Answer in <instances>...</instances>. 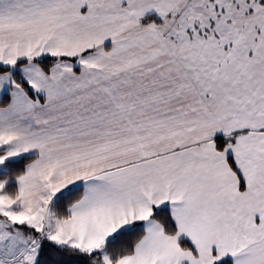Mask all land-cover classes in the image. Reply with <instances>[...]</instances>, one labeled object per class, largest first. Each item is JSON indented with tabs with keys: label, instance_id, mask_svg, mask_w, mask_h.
Returning a JSON list of instances; mask_svg holds the SVG:
<instances>
[{
	"label": "crops",
	"instance_id": "0c3cea01",
	"mask_svg": "<svg viewBox=\"0 0 264 264\" xmlns=\"http://www.w3.org/2000/svg\"><path fill=\"white\" fill-rule=\"evenodd\" d=\"M206 1L0 0V166L36 156L4 187L0 264H37L45 239L103 251L140 221L114 264H264V12L236 17L231 0L236 31L211 34ZM76 186L60 219L52 203Z\"/></svg>",
	"mask_w": 264,
	"mask_h": 264
},
{
	"label": "trees",
	"instance_id": "16d2710c",
	"mask_svg": "<svg viewBox=\"0 0 264 264\" xmlns=\"http://www.w3.org/2000/svg\"><path fill=\"white\" fill-rule=\"evenodd\" d=\"M152 19L157 18L149 16L144 22H150ZM21 62L23 63L24 61ZM37 62L46 71H49L50 67L55 63V58L46 56L37 59ZM0 68L3 70L10 69L8 66H1ZM16 77L21 81L24 88L29 90L26 81L19 75H16ZM28 92L31 93L30 91ZM216 142L219 150H223L227 144L225 138H218L216 139ZM35 157V155H26L6 161V170L0 172V178L7 177L10 179L7 188L13 192L16 191L15 179L24 173L26 166L32 162ZM229 163L237 172L238 177L240 178V188L243 190L245 188V183L232 156H229ZM83 193V186H76L69 188L58 195L52 203V208L56 215L60 219L67 218L69 216V208L82 198ZM151 216L162 224L167 234L176 235L178 232V226L168 206L154 208ZM144 234L145 228L143 221L135 223L130 228L120 230L114 237L105 243L104 249L108 254V261L103 259L102 251H86L79 247L60 246L49 239H45L42 242L38 254L37 264H114L121 257L134 253L137 243L144 237ZM180 244L183 248L195 252L194 246L187 239H181ZM218 264H233V261L226 258Z\"/></svg>",
	"mask_w": 264,
	"mask_h": 264
},
{
	"label": "rangeland",
	"instance_id": "374dc122",
	"mask_svg": "<svg viewBox=\"0 0 264 264\" xmlns=\"http://www.w3.org/2000/svg\"><path fill=\"white\" fill-rule=\"evenodd\" d=\"M238 1V0H237ZM215 2L216 5L220 6L217 7L216 9L214 8L215 6ZM206 3L207 8L209 9V13L212 12L211 14H209V16L211 17V19L213 18L215 24L217 25V29H214L215 32L211 33V34H227V32H232V31H236V27L234 25L231 24V22H233L235 24V18H233V16L235 17V13L238 11L237 16H242V15H246V18H248L247 15H261L264 12V0H239V4H240V8L238 10H236V12L234 13V10L236 8H234V5L232 4L231 0H207ZM229 4V6H228ZM236 7V6H235ZM208 18V17H207ZM230 19V23L227 24L226 21ZM202 25L207 26L208 21L206 19V17H202ZM216 28V26H215ZM213 30V31H214ZM74 35L75 34H69L68 37V42H67V47L72 48L75 47L74 44ZM53 37L56 36V34H52ZM66 36H68V34H64V38H66ZM77 38V37H75ZM53 43V47L55 48H59V44H58V40L53 39L52 41ZM80 48V46L78 47ZM55 50V49H53ZM231 105V104H230ZM238 109L240 110V108L238 107ZM251 122L253 123V121L251 120ZM262 137L264 136V134L262 133L261 135ZM6 170V166H0V172H4ZM10 182V179L7 177H3L0 178V192H2V188L3 190L6 192L2 198H0V204L1 202H4L5 206H6V210L5 211H9L8 208V202L10 200H12V196L7 193V191L4 189L5 186H7V184ZM103 252V259L108 261V254L105 252V249Z\"/></svg>",
	"mask_w": 264,
	"mask_h": 264
}]
</instances>
